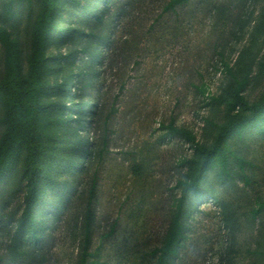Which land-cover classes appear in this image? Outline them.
Here are the masks:
<instances>
[{
    "label": "rangeland",
    "instance_id": "rangeland-1",
    "mask_svg": "<svg viewBox=\"0 0 264 264\" xmlns=\"http://www.w3.org/2000/svg\"><path fill=\"white\" fill-rule=\"evenodd\" d=\"M168 1L59 0L47 41L35 39L41 0H16L14 19L0 20L18 44L22 74L29 73L35 49L41 46L46 54L40 98L57 102L48 114L42 112L46 119L51 116L56 134L77 136L82 147L89 143L84 157H71L74 144L68 139L69 145L42 159L49 165L37 177L35 220L44 230L37 239H30L20 224L30 179L26 150L11 164L0 179V264H78L81 215L95 176L94 255L88 260L151 264L150 252L162 245L181 197L179 181L189 173L186 160L195 156L193 144L164 125L174 123L212 144L227 121L226 105H218L212 96L231 82L238 85L244 74L250 101L264 95V0H190L165 11ZM87 2H94L90 21L101 13L106 22L99 32L109 35L107 42L93 43L102 53L92 62L96 73L89 98L81 90L83 75L91 69L88 53L74 54L70 62L61 57L82 50L89 40L84 32L90 25L82 17ZM60 29L69 35L67 42L61 43ZM8 51L0 38V81L8 72ZM68 75L79 82L75 93L66 81L72 89L64 96L60 86ZM85 99L89 107L83 111L77 102ZM6 112L0 100V142L7 130ZM232 143L252 160V181L248 184L240 176L225 184L216 169L208 172L212 197L189 217L188 238L176 264L259 260L254 252L264 248V228L259 233L264 212L256 222L248 213L251 206L258 207L257 200H264V129L248 128Z\"/></svg>",
    "mask_w": 264,
    "mask_h": 264
},
{
    "label": "trees",
    "instance_id": "trees-1",
    "mask_svg": "<svg viewBox=\"0 0 264 264\" xmlns=\"http://www.w3.org/2000/svg\"><path fill=\"white\" fill-rule=\"evenodd\" d=\"M58 1L41 0L35 39L47 41L48 36L45 33L49 32V35H51L53 32L58 17ZM189 1L169 0L165 4V11H174L177 7L183 6ZM15 3L16 0L4 1L0 13V20L2 22L8 23L14 19ZM93 5L94 2H87L84 5L85 10L82 14V17H87L86 22L90 25L91 29L89 32L83 31L89 37L88 42L83 46L82 50L76 49L70 53L61 55V57L66 58L70 62L74 54L79 55L81 52L88 53L87 64L91 69L89 74L83 75V85L81 87L84 94H87V98H89L88 88L95 83L92 76L96 73V70L92 67V62L95 58H99L102 53L100 50L96 51L97 48L93 43H105L109 39L108 34L103 35L99 32L103 26L102 24L106 22V18L101 13H98L94 21L91 22L89 19L94 10ZM59 31L62 32L59 34L60 38H62L61 43L67 42L69 35L65 36L63 34L65 29H60ZM0 38L9 47L8 72L5 78L0 81V100L4 103L7 111L5 116L7 130L0 142V179L6 174L11 164L26 150L25 160L30 179L20 224L21 227L25 228L30 239H37L39 232L44 231L43 228L36 225L35 220L40 196L37 177L40 171L46 170L49 165L47 161L41 162L42 159L49 156L52 157L56 153V150H59L66 144L69 145L70 142L74 144V151L70 152L71 157L76 153H80L84 157L88 153L89 143L85 147H82L83 145L80 143L82 140L76 141L78 139L77 136L73 138L58 136L56 134L57 127L50 125L49 118L51 116H48V119L45 118L48 114L47 112L50 108L56 106L57 102H43L40 98L42 84L40 78L46 71L47 62V57L42 47L40 46L35 49L30 56V71L27 75H24L21 73L18 61V44L2 25H0ZM110 42L113 43V39ZM16 61H18L16 63L17 68L13 64ZM247 79L248 75L244 74L238 85L235 82H231L221 94L212 96V100L216 101L218 105L225 104L227 110V121L220 127L216 139L212 144L198 141L193 132L180 128L174 123H170L167 126L164 125L173 135L181 136L192 143L195 156L186 160V164L189 166V173L186 179L179 181L181 197L173 212V218L162 245L150 252L152 258L151 264H176L180 256V249L188 238L186 231L189 217L201 201L212 197V191L206 185V176L210 170L216 169L225 184H229V180L234 181L240 176L245 177L246 183H251L253 162L241 153L239 149H235L232 143L233 138H242L243 132L248 128H256L260 132L264 129V95L257 101H250L244 93ZM66 81L71 82V86L74 87L73 91L76 93L79 78L76 77L73 80V76L68 75L60 86L62 95L66 96L67 88L68 90L72 89L66 84ZM88 102V99H85L77 102V104L84 111V109L86 110L89 107ZM96 106L99 107L98 101H96ZM43 109H45L46 115L42 113ZM68 139H71L70 142H68ZM71 163L73 167L75 165L74 159L71 160ZM96 185L97 176L94 177L89 190V200L81 215V235L78 237L80 242L78 264H94L88 258L94 255L90 251V247L93 238L94 221L92 203L96 194ZM62 199H66V196H63ZM257 202L258 207L251 206L248 213L249 219L252 222H256L259 218H262L264 212V200H257ZM56 209L59 211L61 206L59 205ZM263 228L264 223L261 222L259 227L260 234ZM21 253L28 254L25 251ZM254 253L259 257V260L253 264H261L260 260L262 262V258L264 257V248L263 250L257 249Z\"/></svg>",
    "mask_w": 264,
    "mask_h": 264
}]
</instances>
